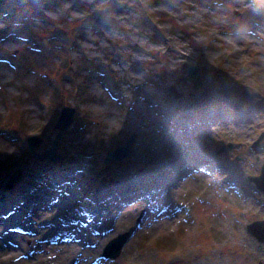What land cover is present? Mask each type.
Returning <instances> with one entry per match:
<instances>
[{
  "label": "rangeland",
  "instance_id": "374dc122",
  "mask_svg": "<svg viewBox=\"0 0 264 264\" xmlns=\"http://www.w3.org/2000/svg\"><path fill=\"white\" fill-rule=\"evenodd\" d=\"M0 8V264H264V243L246 230L264 221V193L249 179L264 164V141L254 145L264 133V0ZM190 67L200 69V90L181 83ZM66 106L76 117L58 144L66 161L32 159L27 138L42 139L43 155ZM131 135L132 155L104 164ZM216 160L224 172L198 168ZM14 165L25 184L7 175ZM229 178L243 186L226 187ZM57 233L73 254L50 243ZM124 234L117 259H104Z\"/></svg>",
  "mask_w": 264,
  "mask_h": 264
},
{
  "label": "water",
  "instance_id": "95a60500",
  "mask_svg": "<svg viewBox=\"0 0 264 264\" xmlns=\"http://www.w3.org/2000/svg\"><path fill=\"white\" fill-rule=\"evenodd\" d=\"M182 82H191L195 85L197 89H200L202 84L200 82V70L192 67L188 71V76L183 79ZM171 94L174 93V88H171ZM74 119V110L71 108H64L62 110L61 116L55 126V129H59V134L57 135L56 140L53 142V148L46 152L44 155V158L46 160H51L55 162L57 159L55 157V152L58 148V141L61 138L62 133L69 128V126L73 123ZM136 139V136L132 135L130 139L128 140L127 144L123 147L117 148L114 152L108 154V157L106 158V163H111L113 161H122L126 158H129L132 154V145L134 144V141ZM264 139V134L261 136L260 141ZM41 141L38 137H32L29 139V148L31 150V153L33 157H37L35 154V148L40 145ZM263 175L260 178L255 179L256 183L259 185L260 188L264 190V167H263ZM260 232H258V231ZM250 232L257 236V238L264 242V223H256L250 226ZM127 236L123 235L120 236L118 239L112 241L106 248L105 255L109 258H117L120 254V251L124 244L127 241Z\"/></svg>",
  "mask_w": 264,
  "mask_h": 264
},
{
  "label": "bare ground",
  "instance_id": "6f19581e",
  "mask_svg": "<svg viewBox=\"0 0 264 264\" xmlns=\"http://www.w3.org/2000/svg\"><path fill=\"white\" fill-rule=\"evenodd\" d=\"M178 128H179V127H178ZM124 178L127 179V178H128V175H125ZM237 178L242 179V177H240V176H239V177L237 176ZM230 179L235 180L236 178H230ZM134 185H135V184H134ZM134 185L132 184L131 187L133 186V188H134ZM128 192H129V190H126V191H125V193H128ZM115 193H116V194H119L118 192H115ZM35 232H36L39 236H43V234H44L45 231H44L43 229L37 228V229L35 230ZM62 235H63V234H62ZM58 241H59V243H62V242L64 243V242H65L66 244H67L68 242H72L71 238L67 239L65 235H63ZM41 242H43V241H41ZM59 243H57V244H59ZM24 245H25V244H24ZM28 245H29V246H32V248L34 247L35 251H37V255L40 254V253H42V252L44 251V249H45V246H44L43 244H41L40 247H39V246L37 245V243H36L34 240H32V239H28V240L26 241V245H25V247L28 246ZM67 245H68V247L71 248V249L68 250V252H69L70 254H73V251H74V248H75V244H72V243H71V244H67ZM38 250H41V251L38 252ZM35 253H36V252H35ZM82 260H83V259H81L80 262H82ZM75 264H77V263H75Z\"/></svg>",
  "mask_w": 264,
  "mask_h": 264
},
{
  "label": "trees",
  "instance_id": "16d2710c",
  "mask_svg": "<svg viewBox=\"0 0 264 264\" xmlns=\"http://www.w3.org/2000/svg\"><path fill=\"white\" fill-rule=\"evenodd\" d=\"M6 1H7V0H0V5H1L3 2H6ZM0 10H1V9H0ZM14 164H15V163H14ZM10 165H11L10 162H9V163H4V167H3V168H8V169H9V168H11ZM14 166H15V165H14ZM14 166H13V167H14ZM13 167H12V168H13Z\"/></svg>",
  "mask_w": 264,
  "mask_h": 264
}]
</instances>
